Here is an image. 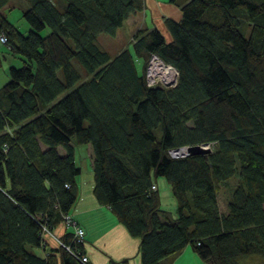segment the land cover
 Masks as SVG:
<instances>
[{
  "label": "trees",
  "instance_id": "trees-1",
  "mask_svg": "<svg viewBox=\"0 0 264 264\" xmlns=\"http://www.w3.org/2000/svg\"><path fill=\"white\" fill-rule=\"evenodd\" d=\"M10 1L0 71L2 47L21 65L0 86V264H90L63 219L78 200L73 140L92 146L94 196L140 239L141 264L187 247L205 264L264 263V0H188L165 21L171 42L141 30L114 57L97 38L116 36L144 0H23L27 35L4 17ZM151 54L175 67L176 87L147 86ZM203 143L209 154H169ZM237 176L223 214L217 196ZM162 177L175 218L152 190Z\"/></svg>",
  "mask_w": 264,
  "mask_h": 264
},
{
  "label": "crops",
  "instance_id": "crops-1",
  "mask_svg": "<svg viewBox=\"0 0 264 264\" xmlns=\"http://www.w3.org/2000/svg\"><path fill=\"white\" fill-rule=\"evenodd\" d=\"M188 0H144V9L123 22L125 30L124 42L111 54V57L119 54L125 49H130L127 43L132 45L135 33L141 30L158 29L164 36L166 42L172 41V34L169 32L166 19L180 21L182 18L181 6ZM115 37H120V29ZM6 48V47H5ZM75 147L76 164L81 168V174L77 178L79 187L78 200L73 206L70 214L75 218L81 228L84 229V250L90 264H141L140 239L131 237L126 226L121 224L113 214L109 206L99 204L93 190L95 179L93 175V149L90 144L78 145L72 142ZM60 154L64 150L59 148ZM87 177V178H86ZM160 180H157V190L160 189ZM164 183V182H163ZM162 183V184H163ZM235 183L234 185H237ZM231 193L224 195L223 201L220 194L217 196L219 208L223 214H227V202ZM222 207V209H221ZM176 217V216H175ZM174 217V218H175ZM67 229L59 225L56 229L57 236H62ZM51 247H56V241L48 239ZM44 255V251L38 250ZM165 264H205L201 258L193 253L190 247L181 251L175 258Z\"/></svg>",
  "mask_w": 264,
  "mask_h": 264
},
{
  "label": "rangeland",
  "instance_id": "rangeland-1",
  "mask_svg": "<svg viewBox=\"0 0 264 264\" xmlns=\"http://www.w3.org/2000/svg\"><path fill=\"white\" fill-rule=\"evenodd\" d=\"M27 10V4L23 0H11L5 9L2 11L4 17L8 19L16 28L20 29L22 34L27 35L28 32L30 31V25L28 21L23 17L24 12ZM49 30H44L43 34L48 33ZM125 30L120 29V37H115V36H110V35H99L97 38V45L100 46L102 49L107 48L111 54H114L116 49L119 48L121 43L123 44L124 40V34ZM129 45V48L132 49L133 45H130V43H127ZM3 51V55L5 59L3 60V66L1 68V75H0V86H3L8 82L9 80V67L11 65L19 67L21 65L20 57L16 55H12L5 47L1 48ZM73 65L76 69L80 70L83 72V69H81V66L76 60H73ZM63 72L59 73V76L62 78ZM84 76V72H83ZM74 142V140H73ZM87 178V177H86ZM160 180V189L159 193L161 194V203H162V209L167 210L171 215L172 218L177 216V203L175 200V197L173 196V192H171V186L167 180L162 177V178H157ZM239 181L238 176L234 177L233 179L229 180L227 184L223 185L221 187V191L219 192L222 201L224 195H227L231 192H233L234 185ZM164 182V183H163ZM163 183V184H162ZM222 209V207H221ZM202 261V259H201ZM238 264H264L263 263V258L260 255H251L249 257H241L238 261Z\"/></svg>",
  "mask_w": 264,
  "mask_h": 264
},
{
  "label": "built area",
  "instance_id": "built-area-1",
  "mask_svg": "<svg viewBox=\"0 0 264 264\" xmlns=\"http://www.w3.org/2000/svg\"><path fill=\"white\" fill-rule=\"evenodd\" d=\"M7 42H8L7 38L4 35H0V47L2 45H6ZM145 76H146L147 86H152V87L160 86L164 88L176 87L178 78H179L178 71L175 69V67H173L170 64L167 65L159 57L158 54L157 55L151 54L147 62V69L145 72ZM199 146L201 148L212 150V147L214 146V144L203 143V145H199ZM189 148L190 146H182L180 148L170 150L169 154L171 158L172 157L176 159L183 158V157L190 155ZM152 190H157V186L153 185ZM63 219H64L65 226L67 228L70 227L74 231V236H73L74 243L83 244L85 242L84 229L81 228L80 225H78V222L75 220V218H73V216L70 213L65 214L63 216ZM42 230H43V233H42L43 235H46V236L50 235V237H53L51 234L52 231H50L48 227H43ZM82 260L85 263H90L86 255L82 257Z\"/></svg>",
  "mask_w": 264,
  "mask_h": 264
},
{
  "label": "water",
  "instance_id": "water-1",
  "mask_svg": "<svg viewBox=\"0 0 264 264\" xmlns=\"http://www.w3.org/2000/svg\"><path fill=\"white\" fill-rule=\"evenodd\" d=\"M211 152L210 149L206 148H201L200 146H193L189 148V153L190 155H204V154H209Z\"/></svg>",
  "mask_w": 264,
  "mask_h": 264
}]
</instances>
